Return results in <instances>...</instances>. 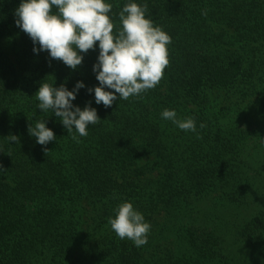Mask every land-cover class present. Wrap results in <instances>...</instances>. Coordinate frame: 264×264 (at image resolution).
<instances>
[{
    "label": "trees",
    "instance_id": "16d2710c",
    "mask_svg": "<svg viewBox=\"0 0 264 264\" xmlns=\"http://www.w3.org/2000/svg\"><path fill=\"white\" fill-rule=\"evenodd\" d=\"M107 2L118 13L127 0ZM136 2L170 35L169 65L140 97L92 102L101 121L77 142L35 93L83 81V109L98 48L74 71L35 54L20 0H0V264H264V0ZM42 119L56 136L46 146L27 131ZM124 201L151 224L142 247L108 225Z\"/></svg>",
    "mask_w": 264,
    "mask_h": 264
},
{
    "label": "clouds",
    "instance_id": "9594fccd",
    "mask_svg": "<svg viewBox=\"0 0 264 264\" xmlns=\"http://www.w3.org/2000/svg\"><path fill=\"white\" fill-rule=\"evenodd\" d=\"M112 9L107 0H20L14 11L15 24L31 39L33 53L46 51L50 60H59L73 71L82 64L84 54L98 48L92 66L98 86L87 88L94 101L83 109L73 104L79 90L86 88L83 81H77L71 90L63 84L55 87L54 83H41L35 93L36 108L51 112L77 142L89 134L90 126L101 121L92 102L110 108L114 101L140 97L160 83L169 65L171 37L148 18L147 3L127 0L118 13ZM160 116L181 131L199 135L195 120L180 119L175 109H164ZM199 127H205L204 123ZM27 131L41 146L56 140L45 119L35 120ZM6 138L19 142L16 135ZM113 212L108 225L119 239L130 240L138 248L147 244L151 224L131 201L118 204Z\"/></svg>",
    "mask_w": 264,
    "mask_h": 264
},
{
    "label": "rangeland",
    "instance_id": "374dc122",
    "mask_svg": "<svg viewBox=\"0 0 264 264\" xmlns=\"http://www.w3.org/2000/svg\"><path fill=\"white\" fill-rule=\"evenodd\" d=\"M0 45H5V41L3 38H0ZM223 97L226 98V97H228V95L223 94ZM226 102H228V100H225L224 103H226Z\"/></svg>",
    "mask_w": 264,
    "mask_h": 264
}]
</instances>
